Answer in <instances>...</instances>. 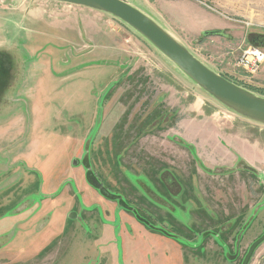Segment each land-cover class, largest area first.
<instances>
[{"label": "rangeland", "instance_id": "374dc122", "mask_svg": "<svg viewBox=\"0 0 264 264\" xmlns=\"http://www.w3.org/2000/svg\"><path fill=\"white\" fill-rule=\"evenodd\" d=\"M125 1L264 95V62L237 67L264 53V0ZM0 39V264L243 263L264 235V125L96 10L0 0Z\"/></svg>", "mask_w": 264, "mask_h": 264}, {"label": "water", "instance_id": "95a60500", "mask_svg": "<svg viewBox=\"0 0 264 264\" xmlns=\"http://www.w3.org/2000/svg\"><path fill=\"white\" fill-rule=\"evenodd\" d=\"M108 14L129 26L167 57L191 82L228 110L264 125V97L214 71L153 18L125 0H51ZM264 235L250 248L242 264H249Z\"/></svg>", "mask_w": 264, "mask_h": 264}, {"label": "built area", "instance_id": "2783aa9c", "mask_svg": "<svg viewBox=\"0 0 264 264\" xmlns=\"http://www.w3.org/2000/svg\"><path fill=\"white\" fill-rule=\"evenodd\" d=\"M264 62V53L254 47H250L242 56V58L237 62V67L246 69L249 73L255 74L262 63Z\"/></svg>", "mask_w": 264, "mask_h": 264}, {"label": "crops", "instance_id": "0c3cea01", "mask_svg": "<svg viewBox=\"0 0 264 264\" xmlns=\"http://www.w3.org/2000/svg\"><path fill=\"white\" fill-rule=\"evenodd\" d=\"M5 46H6V44H4V42H0V47H3V49H4ZM12 67H13V65H12ZM7 70H9V65H7V67H6L5 52H3V50H0V78L1 77L5 78ZM236 146H237L236 148H238V150H242L243 154H249L250 147L246 144V142H242ZM252 149L255 152L254 146Z\"/></svg>", "mask_w": 264, "mask_h": 264}, {"label": "trees", "instance_id": "16d2710c", "mask_svg": "<svg viewBox=\"0 0 264 264\" xmlns=\"http://www.w3.org/2000/svg\"><path fill=\"white\" fill-rule=\"evenodd\" d=\"M226 78H228V79H230L231 81H233L231 78H229V77H227V76H225ZM233 82H235V81H233ZM235 83H237V82H235ZM238 85H241V84H239V83H237ZM242 86V85H241ZM245 88H247V89H249L250 91H253V92H257V91H255L254 89H252V88H249V87H245ZM264 96V95H263Z\"/></svg>", "mask_w": 264, "mask_h": 264}, {"label": "flooded vegetation", "instance_id": "af4514ba", "mask_svg": "<svg viewBox=\"0 0 264 264\" xmlns=\"http://www.w3.org/2000/svg\"><path fill=\"white\" fill-rule=\"evenodd\" d=\"M160 206V205H159ZM162 222H164V221H162ZM175 235V234H174Z\"/></svg>", "mask_w": 264, "mask_h": 264}]
</instances>
